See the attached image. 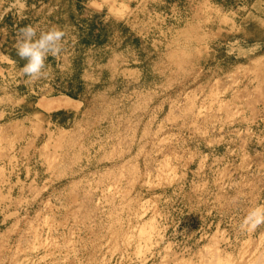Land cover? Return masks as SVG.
<instances>
[{
  "label": "rangeland",
  "instance_id": "obj_1",
  "mask_svg": "<svg viewBox=\"0 0 264 264\" xmlns=\"http://www.w3.org/2000/svg\"><path fill=\"white\" fill-rule=\"evenodd\" d=\"M26 25L65 33L36 81ZM0 30V264H264V0H0Z\"/></svg>",
  "mask_w": 264,
  "mask_h": 264
},
{
  "label": "clouds",
  "instance_id": "obj_2",
  "mask_svg": "<svg viewBox=\"0 0 264 264\" xmlns=\"http://www.w3.org/2000/svg\"><path fill=\"white\" fill-rule=\"evenodd\" d=\"M0 32L7 34L5 30ZM64 38V31L57 27L39 33L32 25L18 28L14 47L17 56L25 61L21 74L32 81L46 78V60L49 56L60 55ZM261 225H264V205L251 207L240 222V228L245 232H255Z\"/></svg>",
  "mask_w": 264,
  "mask_h": 264
},
{
  "label": "bare ground",
  "instance_id": "obj_3",
  "mask_svg": "<svg viewBox=\"0 0 264 264\" xmlns=\"http://www.w3.org/2000/svg\"><path fill=\"white\" fill-rule=\"evenodd\" d=\"M79 104L80 103L76 99H73V98L68 97L66 95L65 96L51 97L47 100H41L39 102L40 107L46 111H49V112H51L53 110L74 109V108L78 107Z\"/></svg>",
  "mask_w": 264,
  "mask_h": 264
},
{
  "label": "trees",
  "instance_id": "obj_4",
  "mask_svg": "<svg viewBox=\"0 0 264 264\" xmlns=\"http://www.w3.org/2000/svg\"><path fill=\"white\" fill-rule=\"evenodd\" d=\"M96 29H97V30H99V29H101V27H99V26H98V27H96ZM72 97H75V96H74V95H72Z\"/></svg>",
  "mask_w": 264,
  "mask_h": 264
}]
</instances>
